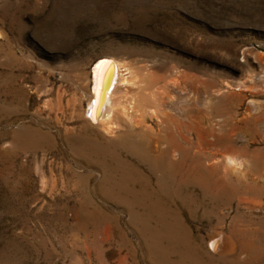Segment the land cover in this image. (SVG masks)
I'll return each mask as SVG.
<instances>
[{
    "label": "rangeland",
    "instance_id": "374dc122",
    "mask_svg": "<svg viewBox=\"0 0 264 264\" xmlns=\"http://www.w3.org/2000/svg\"><path fill=\"white\" fill-rule=\"evenodd\" d=\"M103 57L142 129L88 122ZM0 264H264V0H0Z\"/></svg>",
    "mask_w": 264,
    "mask_h": 264
},
{
    "label": "bare ground",
    "instance_id": "6f19581e",
    "mask_svg": "<svg viewBox=\"0 0 264 264\" xmlns=\"http://www.w3.org/2000/svg\"><path fill=\"white\" fill-rule=\"evenodd\" d=\"M122 68H124V66L116 60L103 57L95 62L91 71L93 87L88 100L87 120L91 125L103 131L110 132L112 126L118 125L120 120L130 123L137 117L140 118L136 120L139 122L140 128L142 129L144 127L143 117H145L147 113L142 111L138 97L131 95L129 91H126L127 89H125V91H119L118 83L120 82L117 80V77L121 74L120 70ZM124 76L122 77L124 79H121L122 81L124 80L123 83H131V81L125 79ZM139 90H142V86H137L135 91ZM156 108L157 109L149 110L153 113L152 116L154 115L161 122V128L157 132H151L152 134L148 135L146 145L150 148L154 143L159 146L163 142V144L166 145L164 149H161L160 146L156 147V152L159 153L158 157L160 159L164 154H168L170 151L172 152V137H174V131L180 128L179 124L173 121V117H165L163 120H160L159 114L161 113V109L158 107ZM137 147L141 149V147L145 146L143 143H139Z\"/></svg>",
    "mask_w": 264,
    "mask_h": 264
}]
</instances>
